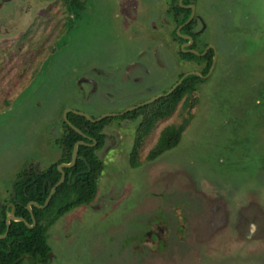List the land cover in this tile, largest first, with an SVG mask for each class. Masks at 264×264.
Masks as SVG:
<instances>
[{"label":"rangeland","instance_id":"1","mask_svg":"<svg viewBox=\"0 0 264 264\" xmlns=\"http://www.w3.org/2000/svg\"><path fill=\"white\" fill-rule=\"evenodd\" d=\"M199 11L208 26L205 38L221 52L218 70L199 84L190 98L194 106L182 100L153 128L139 154V167L130 163L137 122L124 127L129 143L103 158L95 200L67 213L51 229L49 243L56 252L52 264H264V53L261 47L254 56L235 51L242 37L255 44L264 39V0H200ZM253 23L258 27L248 30ZM91 25L90 38H95L87 44L88 53L96 47L90 54L80 50L78 35L84 26L79 24L70 43L61 44L58 55L19 96L17 83L30 77L31 69L21 73L29 60L15 55L12 47L7 55L0 50V202L11 195L20 172L32 164L44 170L57 161L61 148L56 140L65 129L67 111L94 119L139 102L116 90L112 99L105 94V104L84 96L79 82L83 74L91 75L84 65L104 67L112 61L113 49L123 45L107 41L109 33ZM7 102L11 104L5 108ZM189 113L192 119L181 146L165 155L166 163L180 164L177 177L167 164L146 167L151 138L165 125L182 123ZM215 195L226 201L228 211L221 217L205 207ZM164 211L174 225L181 220L187 228L172 232L166 250L156 242L144 246L139 239L148 220L160 222L157 217ZM67 224L79 235L63 246Z\"/></svg>","mask_w":264,"mask_h":264},{"label":"flooded vegetation","instance_id":"2","mask_svg":"<svg viewBox=\"0 0 264 264\" xmlns=\"http://www.w3.org/2000/svg\"><path fill=\"white\" fill-rule=\"evenodd\" d=\"M199 2L200 0H0V50L7 55V52L10 51L7 50V47H12L15 49V55H20L19 57L22 55L29 60V68L24 67L21 73L26 75L27 69H31L30 77L23 82L17 83L18 85L20 84L21 89L18 93L19 96L25 88L33 83L35 80L34 78L49 66L52 59L58 55L61 44L67 46L70 43V38L73 36L72 33L79 24L84 26L83 31L78 35L81 39L80 50L84 54L88 53L87 49H90V44H87L92 42L93 38H95L93 36L91 39V33H89L91 32L90 30H93L91 23H94L98 25L99 28H102L106 34L109 33L107 41H113L116 44L123 43V45L119 49H113L114 57L112 61L104 67L91 62H87L84 65V71L91 73V75L83 74L79 82L84 96L87 97V99L93 100L95 103L105 104L104 102L108 101L105 94L112 99V91L116 90L121 96L138 98L139 102L136 105L146 103L158 97L153 101L156 102L164 96H167L166 93L169 92L186 73L196 71L203 75L199 76L203 81L197 84L195 88L197 92L199 84H206L208 79L218 70L221 52L212 42L205 38L208 26L205 23L202 13L199 11ZM181 8L189 10V14L185 20V14ZM192 15L193 17L190 20ZM260 23L261 21L258 24ZM258 24L256 25V23H253L247 25L246 28L248 30L253 28L254 30V28L258 27ZM187 25H191V29H184ZM231 28L232 26L226 28L224 30L225 34L228 33L227 31ZM238 29L241 30V27H238ZM94 31L96 30L94 29ZM243 35H245L244 31ZM248 41L249 44L246 45ZM253 42L254 41L249 37L246 39L242 37L241 41L236 46L238 51H235L241 53L248 51L250 56H254L258 47H261L263 49L260 52L264 53V39L259 40L256 44ZM134 45L136 47H134ZM94 48L92 47L88 54H90ZM192 50L199 51L201 54L198 56L204 58L198 61L192 57H184V54L197 55L193 53ZM98 53L100 54V51L90 56H96ZM210 55L211 59L209 57ZM214 63L215 66L212 72H210ZM182 67L186 69L183 72L181 71ZM93 73H96V76L93 75ZM25 75H22L21 79ZM15 98H17V96ZM10 104L11 102H7L5 108L9 107ZM165 118L158 119L154 128L161 125ZM104 119L109 120L104 124L101 130V133L104 135V140L101 144H99L98 140L91 134L83 132L87 136L86 137L79 133L83 138L80 140L86 142L83 146L94 148L95 153L102 160L106 158L109 152L129 143L123 131L124 127L127 126L129 122L131 124L137 122V126L141 122V117L117 119V122L113 121L114 117H105L102 120ZM181 124L182 123H179L178 125ZM168 125L176 124L172 123ZM168 125H165L160 129L158 134H155L151 138L150 143H153V145L147 153L144 164L146 167L154 165L159 169L161 166L167 164L171 173L176 175L175 170L179 168L178 165L180 164L172 165V163H177L174 160L173 162L170 161L166 163L165 155L178 151L177 148H179L183 142L184 133L177 146L162 153L156 158H148V154L157 144L162 130ZM151 133L152 131L139 148V154L147 144V140ZM135 137L136 132L132 135L131 152L135 143ZM78 158H80V156ZM84 161L87 162V160ZM138 161L139 164L136 167L142 165L139 156ZM87 164L89 166L88 162ZM65 169L66 168H64V170ZM44 170H41L36 164L27 167L25 169L26 174L18 180L15 179L12 187L14 193L16 192L15 186L18 182L23 179L32 180L34 175H42ZM75 176L77 178V174L73 175L72 172H70L69 175L66 173V179H74ZM46 183H48L49 187H52V183L49 179H46ZM161 195H164V193H161ZM216 195L209 199V203L205 207L210 208L214 215L221 217L222 215L220 213L225 214L228 211L226 209V201L219 199V195ZM2 203L3 202H0V208ZM29 203L27 204V208ZM9 204L11 209L8 211V215L10 211H12V204H14V202H10ZM30 213L33 217L34 212L32 213L30 211ZM162 213H164V218H161L163 215ZM162 213H159L160 216L157 217L161 219L160 222L154 219L152 220V218L148 220V227L145 229L144 235L139 239L144 246L149 245L150 242H156L159 244L160 249L166 250L171 245L172 232L175 231L180 234L182 230L187 228L186 225H180L181 220L178 221L175 219L174 222L176 225H174L166 212L164 211ZM193 214L196 213L193 212ZM66 215L68 214L66 213L63 215L49 228L47 235L48 243L51 236V229L59 220L64 219ZM34 220L35 218L33 219V223ZM172 229L173 231H171ZM78 235V229L72 224H67L61 244L64 246L67 242L71 243ZM123 244L128 245V242L125 240ZM49 245L51 250L47 253L48 256L46 261H40L38 258H32L27 254L25 255L24 263L52 264L56 259V252L50 243ZM145 249H147V247H145Z\"/></svg>","mask_w":264,"mask_h":264},{"label":"trees","instance_id":"3","mask_svg":"<svg viewBox=\"0 0 264 264\" xmlns=\"http://www.w3.org/2000/svg\"><path fill=\"white\" fill-rule=\"evenodd\" d=\"M181 10L185 14V20L189 10L183 8ZM184 29H191V25H187ZM184 57H192L198 61L204 58L194 54H184ZM209 57L211 59V55ZM201 81L203 80L199 76L189 75L171 94L156 102L146 104L135 111L116 117L119 120L129 117H141V122L136 129L135 143L130 156L132 166L136 167L139 164V148L153 130L158 119L173 114L179 102L184 99L187 106H194V103H190V98L196 92L195 88ZM189 114V118L184 119L181 125H168L162 130L157 144L148 154L149 159L156 158L179 144L192 117V114ZM68 120L84 133L91 134L98 140L99 144L103 142L104 135L101 130L109 119L92 122L84 116L70 113L68 114ZM64 127L62 135L56 140L61 148V154L57 161L44 170L42 175H34L32 180L23 179L18 182L15 186L16 196L12 188L10 191L11 195L2 203L0 208V235L7 230L6 218L8 211L11 209L10 202H14L16 205L15 215L24 217L30 224L33 223L35 218L36 224L33 228H30L22 221L11 222L7 237L0 239V264H25V255L27 254L32 258H38L40 261H46L47 253L51 250L47 240L49 228L59 218L74 208L90 204L97 195L98 180L104 170V162L95 153L94 148L80 145L79 156L86 158L91 170L88 171L89 166L86 161L78 158L74 167L65 169L68 175L70 172L73 175L77 174L75 182H73V178H67L63 184L57 186L56 192H54L45 208L39 209L33 206V217L27 208V204L30 201H36L41 205L45 204L51 188L61 179L62 173L58 165L69 163L72 160L75 143L83 139L67 121H64ZM25 174L26 171L23 170L16 179H20ZM46 179L51 181L52 187H49Z\"/></svg>","mask_w":264,"mask_h":264},{"label":"water","instance_id":"4","mask_svg":"<svg viewBox=\"0 0 264 264\" xmlns=\"http://www.w3.org/2000/svg\"><path fill=\"white\" fill-rule=\"evenodd\" d=\"M192 17H193V15L191 16L190 20L192 19ZM190 20H189V21H190ZM192 52L195 53V54H197V55H200V54H201L199 51H196V50H192ZM202 54H203V53H202ZM214 66H215V63H214V65H213V67L211 68V71H210V72H212ZM189 75L203 76L201 73L196 72V71H191V72L186 73L184 76H182V78L178 81V83H177L172 89H170L169 92L166 93V95L171 94V93L174 91V89H176V88H177V87H178V86L184 81V79H185L187 76H189ZM159 97H160V96H159ZM156 98H158V97H156ZM156 98H154V99H152V100H149V101H147L146 103H142V104H140V105H136V106H133V107H131V108H128V109H126L125 111H123V112H121V113L107 114V115H104V116L99 117V118H97V119H93V118H92L90 115H88L87 113L79 112V111H72V110H69V111H67V112L65 113V118H66V121H67V122L73 127V129H74L75 131H77L78 133H80V134L83 135V136H86L80 128L76 127L75 125H73V124L68 120V113H69V112H74V113H76V114H78V115L84 116V117H86V118H87L88 120H90V121H93V122H99V121H101V120H102L103 118H105V117L123 116V115H125V114L128 113V112L135 111V110L139 109L140 107H142V106H144V105H146V104H150V103H152L154 100H156ZM86 137H87V136H86ZM84 144H86V142L83 141V140H79V141H77V142L75 143V145H74L73 155H72V160H71L69 163H62V164L59 165V170H60L61 173H62L61 179L59 180V182H58L55 186L52 187L51 192H50L48 198L46 199L45 204H44V205H41V204H39V203L36 202V201H33V202H30V203H29V205H28V209H29L32 213H33V211H32V209H33L32 206H35V207H37V208H39V209H42V208H45V207L49 204V202H50V200H51V198H52L54 192H56L55 190H56L57 186H59V185H61V184H63V183L65 182V179H66V173H65L64 168H70V167H72V166L75 165V163H76V161H77V159H78V157H79V146H80V145H84ZM80 158H83L84 160H86L85 157H81V156H80ZM88 171H90V165H89V169H88ZM75 179H76V176L74 177L73 182H75ZM73 182H72V183H73ZM15 193H16V192H15ZM16 194H17V193H16ZM14 208H15V205L12 204V211H10V213H9V215H8V217H7V220H6V222H7V231H6V233H4L3 235L0 236V239L5 238V237L7 236L12 221H23V222H25L29 227H33V226L35 225V220H34V223H33L32 225H30V224L26 221V219H25L24 217H18L17 215H15V214H14Z\"/></svg>","mask_w":264,"mask_h":264}]
</instances>
